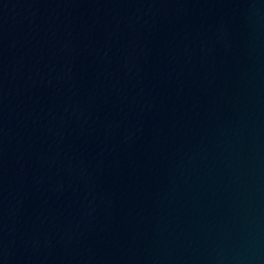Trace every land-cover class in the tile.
Segmentation results:
<instances>
[{"label":"water","instance_id":"95a60500","mask_svg":"<svg viewBox=\"0 0 264 264\" xmlns=\"http://www.w3.org/2000/svg\"><path fill=\"white\" fill-rule=\"evenodd\" d=\"M0 264H264V0H0Z\"/></svg>","mask_w":264,"mask_h":264}]
</instances>
